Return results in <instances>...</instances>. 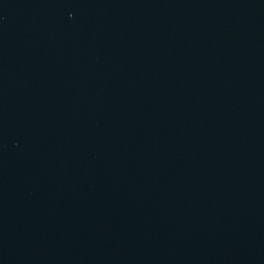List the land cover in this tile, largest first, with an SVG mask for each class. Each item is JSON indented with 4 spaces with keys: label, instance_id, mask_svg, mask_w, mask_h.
Masks as SVG:
<instances>
[{
    "label": "water",
    "instance_id": "water-1",
    "mask_svg": "<svg viewBox=\"0 0 264 264\" xmlns=\"http://www.w3.org/2000/svg\"><path fill=\"white\" fill-rule=\"evenodd\" d=\"M0 264H264V0H0Z\"/></svg>",
    "mask_w": 264,
    "mask_h": 264
}]
</instances>
